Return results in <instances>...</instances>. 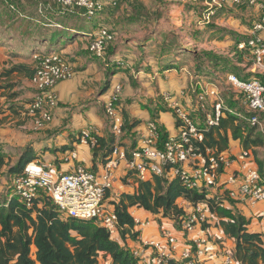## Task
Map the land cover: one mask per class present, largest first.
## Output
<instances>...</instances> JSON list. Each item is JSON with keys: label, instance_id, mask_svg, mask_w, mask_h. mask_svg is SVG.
Wrapping results in <instances>:
<instances>
[{"label": "crops", "instance_id": "obj_1", "mask_svg": "<svg viewBox=\"0 0 264 264\" xmlns=\"http://www.w3.org/2000/svg\"><path fill=\"white\" fill-rule=\"evenodd\" d=\"M15 3L19 14L17 13L14 18H0V205H6V200L12 197L11 178L30 160L53 164L62 173L72 172L81 166L100 175L104 171L105 163L112 157L113 147L125 151L129 157L145 130L146 121L151 120L153 116L156 122L166 129L168 136L177 135L175 117L173 114L157 110L156 104L159 100L156 101L157 94L153 93V90L159 91V95L167 90L170 92L174 90L177 93L175 96L177 103L179 105L184 103L196 125L204 128L205 113L196 111L193 98H185L178 92L186 83L185 73L181 72L178 79L166 82L165 79L171 78L172 72L176 70L163 68L162 61L157 65L155 59L149 57L141 61L133 56L131 58L133 61L122 60L124 65L120 68L111 67L121 52L124 55L123 49L126 48L123 46L124 43L118 41H113L114 43L109 45L108 65L105 64L106 59L96 58L90 54L89 36L100 26H104L102 15L106 16V12L99 13V18L97 16L84 22L79 12L63 15L64 13L56 6L43 5V11H40L38 0H15ZM253 10L257 20L261 11L256 8ZM256 20L252 21V25ZM76 23L83 26L87 35L79 36L68 43L51 46L52 50L64 54L71 60L74 75L56 84L54 90L57 105L51 111L52 118L41 129H35L33 119L28 113L30 101L35 94L30 82L34 69L33 56L36 52L46 51L50 39L36 36L41 34L48 36L55 28L60 29L64 26L68 28L67 26ZM93 25L96 27L92 29ZM73 30L71 28V31ZM260 34L264 40V32ZM124 40L126 43L127 38ZM135 42L136 40H127V45L136 46ZM250 65V73L246 77L264 80V74L254 68L252 59ZM114 83L122 84L120 109L127 127L121 135L112 134L104 114V104L111 94ZM206 106V110L211 111V103L207 102ZM87 126H93L98 137L112 142L111 151L104 160L101 156L103 150L94 158L91 147L79 141L80 131ZM257 133V130H254L251 138ZM71 152L76 153V158H70ZM219 153L226 157L228 163L218 174L217 183L206 190V197H222V205L225 208L248 220L247 227L250 231L264 233V202L252 203L246 199L224 198V188L218 185L230 174L241 175L245 167L258 169L264 180V144L244 149L240 140L232 139L228 131L227 147ZM186 168L189 169L190 166ZM111 173L113 182L106 192L105 204L114 207V202H118L122 193H132L136 190L139 179L127 167L125 161H119ZM176 203L186 213L192 208V203L183 197H179ZM200 204L208 217L205 234L207 254L200 264H222L226 253H233L234 239L225 235L223 230L216 226L218 218L209 210L207 204L204 201ZM128 212L135 221L132 231L137 232V235L130 237L125 234L122 238L118 232L112 235V238L131 251H140L141 260L147 264L153 263L155 251L145 245L144 241L153 240L164 245L166 236L172 235L176 239V258H179V254L188 250L192 239L198 236L197 232L183 231L173 219L162 217L161 214H153L137 206L129 207ZM145 221L147 224L143 225ZM101 257L102 255L98 260ZM105 259L107 264L110 257L106 256Z\"/></svg>", "mask_w": 264, "mask_h": 264}, {"label": "built area", "instance_id": "obj_2", "mask_svg": "<svg viewBox=\"0 0 264 264\" xmlns=\"http://www.w3.org/2000/svg\"><path fill=\"white\" fill-rule=\"evenodd\" d=\"M50 1L65 10H70L74 6L83 8L84 16L88 20L98 16L104 6L109 4L100 0ZM226 3L243 4L261 11L259 18L252 25L251 35L247 39L238 41L237 48L242 50L249 47L254 68L264 74V40L260 34L264 32V0H208V8L203 18L208 20L217 8ZM10 8L13 9V6L10 5ZM41 9L42 7L39 6L40 11ZM112 39V34L100 26L93 33L88 49L97 58L105 60L106 48ZM33 57L35 64L30 82L35 94L30 101L28 113L33 119L35 129H41L51 120V111L57 105L54 90L56 84L71 78L73 70L68 61L58 52L48 54L38 52L34 53ZM226 80L236 91L242 93L248 115H241L227 107L219 96V90L215 84L203 85L198 82L195 91L196 103L204 112L206 103H211V111L205 113V126L217 125L225 112H229L245 119L264 137V83L254 77L242 79L234 73H227ZM111 88V94L104 104V114L109 120L112 133L121 135L124 131V120L116 109V102L120 97L122 86L114 83ZM168 105L180 121L177 135L168 136L161 142L156 122L146 121L145 130L129 157L125 151L113 147L112 157L107 160L104 171L100 175L81 166L76 167L72 172L62 173L53 164L30 160L11 178L12 196L17 197L27 207H31L38 195L43 193L54 202L61 217L94 219L111 235H114L120 230L118 217L114 208L105 204V195L113 182L111 170L118 165L119 161H125L127 167L139 180H146L152 175H157L168 179L178 177L189 189L214 186L217 183L218 174L228 160L224 155L216 154L211 148L205 147L201 150L196 143L201 139L199 128L189 118L188 113L180 108L177 101H168ZM79 141L91 148L94 147L97 143L96 129L93 126L82 129ZM70 158H76V153L71 152ZM187 166L190 168H186ZM240 174H230L218 185L223 187L232 199H246L252 203L264 202V180L259 171L256 168L245 167ZM207 218L200 203H192L191 210L179 216L178 224L183 231L198 233V236L192 239L190 248L181 252L179 258H176V239L172 235L166 236L164 245L153 240L144 241L145 245L152 247L155 251L151 264H162L169 258L174 260L190 258V261L197 263L204 261L207 254L205 237ZM146 224L147 221L143 222V225ZM133 253L139 257V260L142 259L140 251H133ZM139 264L147 263L141 260ZM222 264H235V262L230 255H226Z\"/></svg>", "mask_w": 264, "mask_h": 264}, {"label": "trees", "instance_id": "obj_3", "mask_svg": "<svg viewBox=\"0 0 264 264\" xmlns=\"http://www.w3.org/2000/svg\"><path fill=\"white\" fill-rule=\"evenodd\" d=\"M102 2H109V4H106L100 13L111 10L117 4V2L113 0ZM3 3L8 11L19 14L15 0H3ZM48 3L59 7L61 12L64 13L63 15H72L79 12L82 16L81 19L84 22L85 20L88 21L84 16L83 8L74 6L70 10H65L62 9L60 5L46 0V4ZM10 5L13 6V9L10 8ZM227 5L232 6L234 4L226 3L222 7ZM40 6H42L41 10L43 11V5L41 3ZM67 27L68 28L65 26L60 29L55 28L49 32L50 34L48 36L44 34L36 36L50 37L47 50L42 52L43 54L58 52L52 50L51 46H56L60 43H68L79 36L87 35L84 33L83 26L80 24L76 23ZM95 27L96 25H93L92 29ZM103 27L112 34L113 39L109 42L112 43L114 40V33L106 26ZM71 28L74 30L71 31ZM92 35L89 36L88 45L92 39ZM243 50H247L252 59L251 49L246 47L238 51L241 53ZM60 54L71 66V60L64 54ZM90 54L96 57L91 52ZM224 64L226 65L228 62L224 61ZM161 66L171 69L177 65L173 66V64L165 62ZM111 67L120 68L116 63ZM72 70L74 75V69ZM223 70L226 71L227 68ZM237 76L245 79L244 76L239 75V72H237ZM254 78L259 79L258 77ZM260 81L264 83V80ZM193 104L197 112H203L202 114L207 112V110L204 112L200 109V106L195 101V94L193 96ZM231 105L232 103H230V106ZM116 109L122 116L120 103L116 104ZM161 109L166 110L164 107ZM157 110H159L158 106ZM172 111L176 126L178 127L180 121L177 119L173 109ZM187 113L189 118L193 121L191 114L188 111ZM152 114L154 115L153 112ZM244 115H248L246 110ZM154 118L153 116L151 120L156 122ZM244 120L245 119L233 113L225 112L217 125L209 127L204 126V128H201L193 121L201 131V139L196 143L200 146L201 150L208 147L217 154L227 147L228 131H230L231 138L234 140L239 139L244 149L263 145L264 137L262 134L255 127L247 125L245 123L246 120ZM156 124L160 141L163 142L168 137V132L162 125L157 122ZM247 126L248 128H246ZM125 127L127 126L124 121V128ZM254 130H257L258 133L254 138H251ZM111 146L112 142H108L105 138L97 136V143L91 148L93 157L96 158L98 152L103 150L104 152L101 156L104 160L110 153ZM207 189L206 187H202L201 189L186 188L178 177L168 179L163 176L152 175L150 179L139 180L138 186L134 192L122 193L118 202H114L113 208L118 217L120 226L119 233L121 237H125V234H128L130 237L137 235V232L132 231L135 222L128 212V208L132 206H137L153 214H161L162 217L173 219L176 225L180 227L178 218L186 212L182 207L177 205L176 200L179 197H183L191 203H200L204 201L209 210L216 214L218 218L215 223L216 226L221 228L225 235L234 239L233 253H226V255H230L235 264H264V233L250 231L247 227L248 220L246 218L225 208L222 205V197H206ZM224 194V198H231L227 192H224ZM6 201V205H0V264H98L100 255L110 257V261L107 264H139V257L135 256L133 251L129 248L122 246L118 241L113 239L109 231L94 219L61 217L54 202L43 193L38 195L31 207H27L14 196ZM32 249L34 251H32ZM193 251L192 248V254ZM162 264L200 263L195 261L185 262L184 259L174 260L169 258Z\"/></svg>", "mask_w": 264, "mask_h": 264}, {"label": "rangeland", "instance_id": "obj_4", "mask_svg": "<svg viewBox=\"0 0 264 264\" xmlns=\"http://www.w3.org/2000/svg\"><path fill=\"white\" fill-rule=\"evenodd\" d=\"M38 1L42 5L46 4V0ZM113 1L117 2L116 6L107 11L106 16L102 15L104 17L102 22L114 33L113 41L122 42L126 47L123 49L124 55L121 52L114 63L123 66V61H133L131 58L135 56L141 61L144 58H153L157 65L159 61L177 65L171 68L176 70L172 72L171 78L165 80L174 81L179 78L181 72L185 73L186 83L178 91L181 96L193 98L198 81L207 82L208 85L213 83L218 87L219 96L227 107H231L241 115L245 114L244 97L227 82L225 74L237 75L239 72V75L247 78V74L250 73L251 56L247 50L239 53L236 43L251 35L252 21L257 18L253 7L227 5L217 8L206 20L203 16L208 8V0ZM46 5L53 6L50 3ZM7 11L3 0H0V18L16 17L17 13L9 14ZM99 17L100 14L97 18ZM125 37L130 41L136 40L137 45H127ZM110 44L108 43L107 50ZM107 50L106 65L110 61H107ZM224 61L228 64L225 65ZM225 68L226 71L223 70ZM143 77L146 79V76ZM153 93L157 94L155 99L159 100L156 104L159 109L164 107L166 110L161 109L162 111L169 115L173 114L168 101L176 100L177 93L174 90L172 92L167 90L160 95L159 91L153 90ZM121 99L122 96L118 98L116 104L121 103ZM180 108L185 112L188 111L184 103H180ZM107 121L109 123L108 119ZM245 123L249 125L247 121ZM105 262L104 256L98 260V264Z\"/></svg>", "mask_w": 264, "mask_h": 264}, {"label": "water", "instance_id": "obj_5", "mask_svg": "<svg viewBox=\"0 0 264 264\" xmlns=\"http://www.w3.org/2000/svg\"><path fill=\"white\" fill-rule=\"evenodd\" d=\"M184 261H185V262H189V261H190V258H188V259H184Z\"/></svg>", "mask_w": 264, "mask_h": 264}]
</instances>
